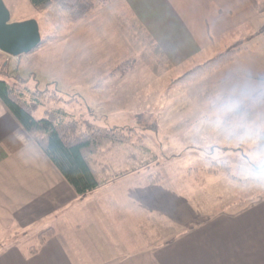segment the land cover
Listing matches in <instances>:
<instances>
[{
	"label": "rangeland",
	"instance_id": "1",
	"mask_svg": "<svg viewBox=\"0 0 264 264\" xmlns=\"http://www.w3.org/2000/svg\"><path fill=\"white\" fill-rule=\"evenodd\" d=\"M115 1L95 3L75 19L57 2L37 8L31 0H3L10 21L35 19L41 42L17 56L0 50V77L29 92L45 90L37 118L45 109L60 108L65 120L78 121L82 129H121L124 140L100 139L88 146L96 176L137 174L160 193H173V203L190 210L191 224L257 201L264 186L252 175L264 174V126L258 101L235 98L234 82L242 78L235 76L234 55L195 76L189 72L220 52L208 50L178 64L156 59L144 45L140 53L108 50L103 12ZM263 37L254 36L247 45ZM44 228L14 221L0 229V249L17 242L34 252L40 245L34 236Z\"/></svg>",
	"mask_w": 264,
	"mask_h": 264
},
{
	"label": "crops",
	"instance_id": "2",
	"mask_svg": "<svg viewBox=\"0 0 264 264\" xmlns=\"http://www.w3.org/2000/svg\"><path fill=\"white\" fill-rule=\"evenodd\" d=\"M103 13L108 50L144 45L161 61L196 60L242 39L235 98L258 101L264 126V37L247 45L264 35V0H116ZM96 177L77 195L0 101V229H54L34 252L5 245L0 264H264V196L191 224L173 193L137 174Z\"/></svg>",
	"mask_w": 264,
	"mask_h": 264
},
{
	"label": "trees",
	"instance_id": "3",
	"mask_svg": "<svg viewBox=\"0 0 264 264\" xmlns=\"http://www.w3.org/2000/svg\"><path fill=\"white\" fill-rule=\"evenodd\" d=\"M105 1L107 0H31L37 8H44L57 2L75 19L83 16L95 3ZM241 42L242 39L235 41L214 58L197 65L189 74L193 72L192 74L197 76L205 69L216 68L229 61L240 48ZM43 92L45 90L29 92L16 83H10L0 77V101L3 106L42 150L75 193L82 196L100 184L90 166L86 152L88 146L100 139L124 140L120 134L122 131L117 128L90 126L82 129L78 121L65 120L66 113L60 108L45 109L44 115L37 118L34 112L40 106L39 94L44 95ZM223 168L227 170V167L223 166ZM263 196L264 194L261 195ZM53 233V227H47L38 231L34 238L41 244Z\"/></svg>",
	"mask_w": 264,
	"mask_h": 264
},
{
	"label": "water",
	"instance_id": "4",
	"mask_svg": "<svg viewBox=\"0 0 264 264\" xmlns=\"http://www.w3.org/2000/svg\"><path fill=\"white\" fill-rule=\"evenodd\" d=\"M41 42L35 19L10 21V12L0 0V50L17 56L35 49Z\"/></svg>",
	"mask_w": 264,
	"mask_h": 264
},
{
	"label": "clouds",
	"instance_id": "5",
	"mask_svg": "<svg viewBox=\"0 0 264 264\" xmlns=\"http://www.w3.org/2000/svg\"><path fill=\"white\" fill-rule=\"evenodd\" d=\"M252 179L259 182L260 186H264V174L254 173Z\"/></svg>",
	"mask_w": 264,
	"mask_h": 264
}]
</instances>
